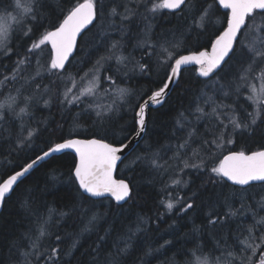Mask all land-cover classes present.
<instances>
[{"label":"trees","instance_id":"1","mask_svg":"<svg viewBox=\"0 0 264 264\" xmlns=\"http://www.w3.org/2000/svg\"><path fill=\"white\" fill-rule=\"evenodd\" d=\"M0 1V17L5 7V12L15 10L16 0ZM161 1L98 0L103 7L96 22L63 71L51 68L48 44L35 51L31 45L83 0H37L36 19L24 13L22 26L11 24L8 53L0 48V181L69 138L126 141L137 130L140 104L165 83L173 61L209 49L226 27L228 11L217 0H188L178 12L151 11ZM255 35L239 36L228 61L209 78H201L195 66L184 69L165 103L149 110L143 140L116 172L132 190L124 204L82 193L73 152L33 170L4 202L0 264H25L24 253H32L28 264H198L205 259L257 264L264 250V224L257 222L264 218V183L240 188L212 171L229 152L264 149V104L255 109L244 88L264 65L257 58V70L246 73L251 62L246 42ZM162 46L171 54L164 65L157 59L164 56ZM96 70L99 87L88 96L64 99L71 77L85 79ZM44 90L43 98H36ZM10 96L16 103L8 107ZM103 103L112 108L94 111ZM227 113L245 125L250 114L259 118L247 130L231 129L225 127ZM187 203L193 208L185 210ZM210 211L219 216L215 225L208 223ZM45 221L47 235L40 237Z\"/></svg>","mask_w":264,"mask_h":264},{"label":"snow or ice","instance_id":"2","mask_svg":"<svg viewBox=\"0 0 264 264\" xmlns=\"http://www.w3.org/2000/svg\"><path fill=\"white\" fill-rule=\"evenodd\" d=\"M188 0H162L161 3L155 4L151 11L155 12L160 8L177 10L187 4ZM219 4L224 9L229 10L225 13L226 30L216 38L212 44L211 53L201 51L198 54L184 55L175 59L174 67L171 69V75L166 77L165 83L160 89L154 92L150 99L153 103H161L162 97L165 95L169 85L178 79L180 76V69L182 65L195 63L200 65V75L204 77L210 76L217 68L220 67L225 58L228 57L230 52H233L234 46L237 44V37L245 35L249 31L255 33V40L251 46L248 47V51L251 54V62L246 70V73H252L256 71V61L259 58L264 61V0H219ZM15 7L20 9L23 7L26 19H36L39 15L37 0H32L30 4L22 5L21 0H16ZM102 5L98 0H83V2L76 4L71 8L67 15L62 19V22L58 24L52 31H47L42 35V38L38 42H33L31 50H39L45 44L51 45V50L54 53V57L51 59V68L56 70H64L65 64L68 61L69 56L72 54L76 45V39L83 29L97 19V13L102 9ZM116 10L113 8V13ZM205 10L203 15L199 17V26H203L204 19L207 16ZM257 17H259V23L257 24ZM127 18V17H125ZM16 20V17L12 18ZM6 17H0V48L7 54L8 49V35L9 29L6 23ZM23 22V21H21ZM196 19H193V24L196 25ZM252 27L249 28L248 26ZM242 29L244 32L242 33ZM28 31L27 27L24 29ZM259 45V46H257ZM162 51L168 52V48L162 46ZM27 59V58H26ZM121 60L123 57L120 58ZM19 64H23L24 61H19ZM142 68L144 66H141ZM261 78H264V65L259 68ZM39 74V73H37ZM246 78V77H242ZM7 79V77H5ZM92 89H87V94L92 93ZM121 96L125 93V90H120ZM67 99V96L65 97ZM79 99V96L74 97ZM16 103L15 97H9L8 107H11ZM4 105H0L3 108ZM147 104L140 107L139 119L137 121L138 131L136 135L139 136L145 131V108ZM24 111V110H22ZM251 120L247 125L240 120H231L233 129H243L253 127L257 123L259 118L258 114L253 113ZM0 119L3 116L0 115ZM264 122V120H262ZM31 135V134H30ZM127 144L121 146H114L112 143L105 142L102 139H67L62 143H57L50 152H45L43 157L51 155V153L61 152L65 149H73L79 156V163L74 168V176L79 183V187L83 189L85 193L94 197L109 195L115 199L116 202L127 201L131 196V188L129 183L123 179H115L114 171L117 161L120 160L118 153H121ZM35 161L28 163L22 170L15 172V174L9 175L7 179L0 181V203L5 199L7 193L11 192L13 186L17 184V181L25 175L32 167ZM189 166V165H186ZM195 166V165H192ZM212 171L221 177L227 178L234 185L247 186L253 181H264V151L253 152L251 154H245L243 151L233 152L223 157L222 162L218 168H213ZM179 183V181H176ZM166 207L171 210L174 204L169 201ZM264 207V205H262ZM193 208L192 203H187L186 209ZM235 214V213H231ZM219 219L218 214L216 218H213V213L210 211L208 223L215 225ZM260 224H264V218L257 221ZM47 221L40 228V237L47 235L46 229ZM251 232V229L249 230ZM264 238V237H262ZM59 239V237H57ZM39 238L33 241V249L37 247ZM75 242L73 243V247ZM248 247H252L248 244ZM59 252V249H53L52 254L55 255ZM32 253H24L25 264H28L27 257ZM198 264H209L208 260L198 261ZM241 264H245L242 259ZM247 264H251L248 260ZM260 264H264V260H261Z\"/></svg>","mask_w":264,"mask_h":264},{"label":"water","instance_id":"3","mask_svg":"<svg viewBox=\"0 0 264 264\" xmlns=\"http://www.w3.org/2000/svg\"><path fill=\"white\" fill-rule=\"evenodd\" d=\"M217 2H218V4H219V0H217ZM219 6L222 8V10L223 11H229V10H227V9H224L223 8V6L222 5H220L219 4ZM182 8H183V6H182ZM181 8V9H182ZM181 9H177V10H175V11H173V10H169V9H164V10H166V11H168V12H178V11H180ZM95 22H96V19L92 22V24H90V25H88L85 29H83L82 31H81V33L78 35V37H77V39H76V45H75V47H74V49H73V52H72V54L69 56V58H68V61L66 62V64H65V68H66V66L68 65V63L70 62V60L72 59V57L75 55V53H76V50H77V46H78V42H79V40H80V38L87 32V30H89L94 24H95ZM227 27V26H226ZM54 30V29H53ZM224 30H226V28L224 29ZM223 30V31H224ZM52 31V30H51ZM223 31L220 33V35L223 33ZM239 37V36H238ZM238 37H237V40H238ZM218 38V37H217ZM216 40V39H215ZM215 40H214V42H215ZM213 42V43H214ZM48 46H49V48H50V50H51V45L50 44H48ZM234 48H235V46H234ZM211 50H212V48L210 47L209 49H204V50H201V51H205V52H208V53H211ZM234 50V49H233ZM201 51H195V52H189V53H184V54H181L180 56H184V55H192V54H198L199 52H201ZM51 53H52V58L54 57V53L52 52V50H51ZM231 53L232 52H230L229 53V55H228V57H226L225 58V61L224 62H222V64L220 65V67L219 68H217L210 76H208V77H204V76H201L200 75V65H198V64H195V63H190V64H186V65H182L181 66V69H180V76H179V78L178 79H176V80H174V82L173 83H171L170 85H169V88L167 89V91H166V93H165V95L161 98L162 99V102L161 103H153L152 101H151V99H150V96L154 93V92H156V91H158V90H156V91H154L152 94H150L149 96H147L143 101H142V103L140 104V106H139V109H140V107H142V106H144L145 105V103L147 104V107L145 108V131L144 132H142L139 136H137L136 135V132L139 130L138 129V124H137V130H136V132H135V134H133L130 138H128L126 141H124V142H122V143H120V144H113L114 146H121L122 144H127V147L126 148H124L123 149V151L121 152V153H118V155L120 156V160H118L117 161V164H116V168H115V171H114V178L115 179H118V178H116V172H117V169H118V167L120 166V164L137 148V146L141 143V141L143 140V138H144V136H145V133H146V129H147V121H148V113H149V110L150 109H156V108H159V107H161L164 103H165V101H166V99L171 95V93H172V91H173V89L175 88V86L177 85V83H178V81H179V79H180V77H181V73H182V71L184 70V69H186V68H190V67H192V66H196L197 68H198V74H199V76L201 77V78H209V77H211V76H213L214 74H216L220 69H221V67L223 66V64L227 61V59L229 58V56L231 55ZM180 56H178L177 57V59L180 57ZM174 63H175V61H174ZM174 63H173V65H172V67H174ZM65 68H64V70H65ZM172 69V68H171ZM58 71H63V70H58ZM169 75H171V70H170V73H169ZM168 75V76H169ZM138 113H139V110H138V112H137V121H138V119H139V116H138ZM69 139H83V138H78V137H73V138H69ZM67 140V139H66ZM65 141V140H64ZM64 141H61V142H59V143H62V142H64ZM106 142V141H105ZM56 145V144H55ZM55 145H53L51 148H53ZM51 148L50 149H48V150H46V151H44L42 154H40L38 157H36L35 159H33L32 161H30L29 163H32L33 161H35V163L33 164V167L27 172V173H25V175L23 176V177H21L18 181H17V184L16 185H14L13 186V189H12V191L11 192H9V193H7L6 194V196H5V199H4V201L2 202V203H0V214H1V212H2V209H3V205H4V202H5V200L7 199V198H9L11 195H12V193L14 192V190L16 189V187L19 185V183L20 182H22L33 170H35L38 166H40L41 165V163H43V162H45V161H47V160H49L51 157H53V156H57V155H61L62 153H64V152H73L75 155H76V157H77V164L79 163V156H78V154L73 150V149H65V150H63V151H61V152H57V153H51V155H49V156H47V157H44L43 159H40V157H43L44 156V153L45 152H50V150H51ZM259 151H264V149H262V150H259ZM233 152H239V151H233ZM233 152H229V153H227L226 155H224V156H227V155H229V154H231V153H233ZM253 152H258V151H253ZM253 152H249V153H246L245 152V154H251V153H253ZM223 156V157H224ZM222 160H223V158L221 159V161H220V163L222 162ZM76 164V165H77ZM27 165V164H26ZM25 165V166H26ZM220 165V164H219ZM25 166H23V167H25ZM22 167V168H23ZM22 168L21 169H19V170H17V171H20V170H22ZM16 171V172H17ZM12 174H15V172L14 173H12ZM12 174H10V175H12ZM223 179H224V181H226L228 184H230V185H232V186H237V187H240V188H246V187H248V186H250V185H253V184H259V183H264V181H253L252 183H250L249 185H247V186H239V185H234L231 181H228L227 180V178H225V177H222ZM5 179H7V177L5 178ZM125 182H127V183H129L127 180H125V179H123ZM77 181V180H76ZM77 183H78V181H77ZM78 185H79V183H78ZM129 186H130V184H129ZM131 188V187H130ZM81 189V188H80ZM81 191H82V193L83 194H85L86 196H89V197H91L92 199H101V198H112L111 196H109V195H104V196H99V197H94V196H91L90 194H88V193H85L84 191H83V189H81ZM132 191V190H131ZM112 199H114V198H112ZM115 200V199H114ZM128 201V200H127ZM127 201H124V202H117L118 204H124L125 202H127Z\"/></svg>","mask_w":264,"mask_h":264},{"label":"rangeland","instance_id":"4","mask_svg":"<svg viewBox=\"0 0 264 264\" xmlns=\"http://www.w3.org/2000/svg\"><path fill=\"white\" fill-rule=\"evenodd\" d=\"M31 0H21V3H23L22 5H27V4H30L28 2H30ZM162 2V1H161ZM1 3H4V1H0V4ZM15 4L16 2L13 3V7L15 8V10H11V12H5V8L2 9V12H1V17H6V14L8 13H11V17L10 16H7V20H6V23H7V26H8V29H10L11 27V24H15V26H22V18H23V14H24V11H23V7H21L20 9H17L15 7ZM13 17H16L17 19L16 20H13L12 18ZM255 40V37L251 38V40H248L246 43V47H250L252 42ZM259 46V45H257ZM164 56H160L157 57L158 60L161 61V63L164 65L166 62H168L170 60V57H171V54L170 52L168 51L167 53L164 52L163 54ZM98 70H99V67H98ZM96 70V71H91L90 73H88L87 75H85V79L81 78V79H77L75 77H71L70 80L71 82L69 83V86L66 87L65 91L63 92V95H64V99L65 97H69V96H73V95H80V96H88L87 94V89L88 88H97L99 87L100 85V73L99 71ZM250 76L248 77V80H250ZM256 76H258L257 78H255V81H257V83H255V81L251 80V81H248L246 84H244V88H246V96L248 95L249 99H250V103H253V105L255 106V109L257 108L258 109V105L257 104H264V78H261V75L260 73H256ZM240 87V85H238V88ZM237 88V87H236ZM120 90V89H119ZM45 95V90L42 91L40 94H35L36 98L38 99H41V97L43 98V96ZM73 96V98L75 97ZM97 96H100V95H97ZM245 96V95H243ZM119 100V99H118ZM66 102H68L66 100ZM108 104V103H107ZM106 103H103V104H98V105H95L93 107L94 111H96L97 113H99L100 111H103V109L109 111L110 110V107L112 108V105H107ZM253 106V108H254ZM228 117L229 118V124H226L225 127L228 128V126H231V129L233 128L232 127V124L230 123L231 120H238V115H235V114H231V113H227Z\"/></svg>","mask_w":264,"mask_h":264},{"label":"flooded vegetation","instance_id":"5","mask_svg":"<svg viewBox=\"0 0 264 264\" xmlns=\"http://www.w3.org/2000/svg\"><path fill=\"white\" fill-rule=\"evenodd\" d=\"M238 39H239V38H238ZM233 51H234V50H233ZM232 53H233V52H232ZM232 53H231V55H232ZM231 55H230V56H231ZM230 56H229V58H230ZM229 58H228V59H229ZM228 59H227V61H228ZM227 61H226V62H227ZM226 62H225V63H226ZM225 63H224V64H225ZM223 66H224V65H223ZM219 71H220V70H219ZM262 246H263V245H262ZM261 248H262V247H261ZM260 250H262V249H260ZM259 254H260V257H259V259L257 260V264H260L261 260H264V250H263L261 253H259Z\"/></svg>","mask_w":264,"mask_h":264},{"label":"bare ground","instance_id":"6","mask_svg":"<svg viewBox=\"0 0 264 264\" xmlns=\"http://www.w3.org/2000/svg\"><path fill=\"white\" fill-rule=\"evenodd\" d=\"M174 90V89H173ZM173 92V91H172Z\"/></svg>","mask_w":264,"mask_h":264}]
</instances>
